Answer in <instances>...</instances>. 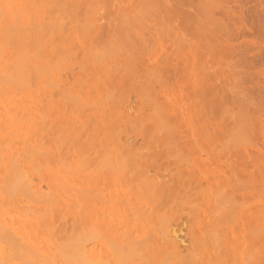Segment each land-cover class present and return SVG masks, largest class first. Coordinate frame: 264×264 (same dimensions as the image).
<instances>
[{"label":"rangeland","instance_id":"374dc122","mask_svg":"<svg viewBox=\"0 0 264 264\" xmlns=\"http://www.w3.org/2000/svg\"><path fill=\"white\" fill-rule=\"evenodd\" d=\"M25 1L26 10L33 14L29 13L28 15L27 13L28 17L25 15L27 18L23 16V21L26 23L28 20V22L27 26H24L26 24L23 21L21 25L24 24L23 28L26 30L29 28L27 30V33L29 31L28 39L26 38L22 42L24 43L23 51L26 50L24 52L31 60L33 68H36L35 73L40 71L41 75L39 78V72L36 73L38 75L36 80L32 78L30 80L33 82L29 81L30 84H27L29 77L25 79L24 76H21L22 78L15 79L10 76L8 78L9 75L0 67L2 77L0 79L3 81L2 83L0 80V87L3 88L2 90L0 88V92L2 91L0 93V115H3L2 117L5 119L4 111L9 112L10 110V113L6 111L10 114L9 117L15 118L16 114L19 116H16L15 122L10 120L11 125L5 119L8 123L6 125L11 127H6L8 130L2 127L5 120L0 116V128H3L0 130V141L3 144L8 143V145L4 144V146H8V149L0 147L3 149H0V154H3L0 158V170H2L0 172V193L2 192L0 203L4 201L3 199L6 201H4L5 207L4 204H0L4 208H0V230H8V233L0 231V238L5 233L8 234L9 239L12 234L13 238L19 235V240L17 236L15 241L13 240L19 245V250L17 251L18 247H15L14 253L10 249L14 247V242L12 241L8 245L12 239H7L6 234V239H0V257L5 260L4 257L10 255L5 264H17L21 261L20 256L23 254L29 257L25 259L31 260V263L42 258L41 261L36 260L35 262L36 264H45L44 258L47 264L51 262L52 264H65L66 262L62 263L63 261L58 257L59 262L58 259L53 262L56 256H61L57 250L61 251L63 245L61 247L60 244L63 242L65 244V240L69 241L71 236V239L77 238L80 232L83 234L85 232L88 235H79V237L83 235L80 240L83 242L81 246L85 247L84 251L87 252L89 247L94 250L98 248L96 249L98 256L93 255L95 258L93 260L98 261L97 264H100L99 261L103 264H126L124 258L129 255L131 256L129 258L132 259L127 258V261H130L127 264H264V0ZM37 1L38 3H36ZM25 4L23 5L24 9ZM33 5L35 8L31 7ZM74 8L76 9L74 10ZM32 9H34L33 12L30 11ZM29 16L31 23H29ZM30 24L33 25L30 26ZM32 35H35L34 38ZM28 40H33V42L30 41V43ZM34 63H37V67ZM38 66L39 69L41 67L42 70L48 72H42ZM31 84L33 87L30 86ZM26 85L27 87H24ZM16 86L17 89H15ZM45 90L48 92L47 95ZM7 91H11L12 95ZM5 92H7L6 95ZM50 92H55V94L52 95L53 93ZM16 93L17 95H15ZM62 100L65 101L62 102ZM29 110L39 114L41 119L47 114L45 119L43 118L44 122ZM50 110L59 111V113L54 112V115ZM27 113H30L28 114L30 117L26 115ZM35 115L40 121H35ZM58 115L60 116L58 117ZM54 116L56 120L59 118L60 121H56ZM34 121L37 124L47 123L45 127L49 123V127L45 128L41 126L42 124L35 126ZM17 124H21L19 128L22 125L24 127L27 125L26 130L22 129L23 126L19 130ZM38 126H41L42 129ZM13 128L18 132L17 137V134L10 135ZM45 129L53 130L45 131ZM23 130L26 133H23ZM82 130H86V132L88 130V132ZM45 132L52 135L50 137L47 134L48 140L43 135ZM38 133L39 138L37 137ZM67 133H70L72 140ZM80 134L84 136L82 137ZM52 137L54 140L57 138L58 140L54 141ZM88 138H90V142L86 141ZM36 139L39 141L38 144ZM52 140L54 146L52 144L53 147H50L48 144ZM65 140L67 141L64 142ZM58 141H61L65 148H62V144ZM41 142L42 144H40ZM71 144L72 149L69 147ZM55 145L58 148L61 147L58 149L59 152ZM60 150L61 154H59ZM23 153H25L24 158ZM29 153L32 154V158ZM53 154L55 155L53 156ZM27 155H30L31 159L29 157L26 159ZM46 155H50L49 158ZM67 155L69 158H66ZM51 157L55 159V162L50 159ZM8 159L11 163H8L10 166L7 165ZM14 162L19 163L14 165ZM12 164L17 165L15 167L17 171H13ZM62 165L64 168H59ZM2 166L6 168L2 169ZM9 167L12 168L14 174ZM45 171L47 172L45 173ZM24 173V178L23 176L19 177ZM74 173L78 175L75 176ZM41 175L44 176V179ZM46 176H49V180ZM66 176L67 178H65ZM87 176H89L88 178L92 177V180L86 181ZM52 177H59L55 179L59 180L56 181L59 182L58 185ZM83 177L86 182H81L80 185L79 181H83ZM71 178H73L72 181ZM60 180L65 182L61 183ZM93 180L94 182H92ZM111 184L112 192H108ZM16 186L21 188L17 189ZM59 186L62 187V191ZM69 189L72 190L71 194ZM58 190L62 193L61 195ZM63 192H69L66 194L68 196ZM17 195L18 197H16ZM70 195L74 199L77 196L80 199H71ZM84 195H88L86 198L89 200L81 199ZM66 197L67 199H65ZM48 199L49 201L52 199L50 201L53 202L52 206H49L51 203ZM69 199L79 200L80 206L78 207L80 209L81 204L84 203L83 200L89 203L90 207L88 204L84 206L91 209V213L87 214L88 216L92 214L90 215L92 222L89 217H86L87 211L83 212L85 209L89 211V208L85 207L81 209L82 211H77L76 205L68 206L71 202ZM57 200H60L58 205ZM96 201L97 204L99 203L98 205H96ZM53 205L58 208L56 209ZM65 205L68 206V209L69 207L75 208V213L78 212L77 217L80 216V212H83L80 219L83 216L84 219L81 222L80 219H75L74 212L69 215L68 213L72 211L71 209L66 210ZM49 207H53L51 213ZM126 207L129 210H126ZM2 209L3 211H1ZM59 209H62L63 212L60 213ZM46 210H49V213ZM53 210L56 213H53ZM112 211L117 213L111 214ZM127 211H129L128 214ZM92 212L96 215L95 220ZM45 213L48 214L47 217ZM109 213L111 219L113 216L116 219L117 216L118 219L122 216V220L115 221L117 223L115 227L121 231V237L111 221L109 222ZM2 214L6 217L5 219ZM101 215L106 216V219ZM17 217L18 219H16ZM85 217L89 218L88 221ZM31 218H36L34 220L36 224L33 220L32 222L35 226H40L39 230L42 229L38 230V239L37 234L35 238L30 235L23 236L24 233L21 229L23 225L28 228L25 222L27 224L30 219L27 224L29 225ZM41 219H45V222ZM16 221L22 226L16 224ZM39 221L43 226H48L45 228V230L48 229L47 231L43 230L45 226L40 225ZM62 223L66 227H62ZM76 223H79L81 227L77 225L73 227ZM94 224L97 227H94ZM111 225L114 227L113 231ZM67 227L68 229L64 230ZM88 227L93 228L88 229ZM73 228L75 231H71ZM52 230L59 237H56ZM60 231L62 234L65 231L68 233L70 231V233L77 232V236H73L72 233L67 238L68 233L57 234ZM100 231H104L108 237L104 236V233H97L98 236L93 238L92 235L91 240L85 238H90L91 233L95 234ZM128 234L129 236H127ZM86 239L87 242L83 241ZM104 239L108 241L110 245L108 247L111 249L107 250V246L105 249L104 245L108 243ZM5 240L10 242L6 241L8 243L4 244ZM16 240L23 246H20ZM115 242H118L117 245ZM122 242L128 247L123 244V248ZM4 245H8L9 248ZM29 245L32 246L29 248ZM54 245L59 246V249ZM68 245L69 248H67ZM71 245L76 246L75 242L67 243V246L66 244V247L64 246L67 249H62L66 258L70 252V257L68 256L70 261L68 260L67 264L70 262L74 264L73 260H77L78 256L75 253H78L76 251L78 247L73 251ZM53 247L56 251L53 250ZM126 247L128 251L125 249ZM120 248L123 251L126 250L124 253L127 256L121 255L123 253ZM31 249L37 253L40 252V254L32 253V255ZM112 249L114 252L111 251ZM116 249L117 252L121 250V254H119L122 257H119L117 252L119 258L115 257L116 254L112 255ZM80 250L82 251V248ZM135 250H137L136 256ZM53 252L57 253L56 256ZM86 252H84V257L87 260L82 258L83 262H86L83 264H92L93 256L88 253L91 254L93 250L87 254ZM144 252L145 254H143ZM71 253L76 255H73L74 259ZM16 255H19L20 259ZM32 256L38 257L36 259L33 257V259ZM49 257L51 260L47 259ZM66 258L61 256L62 260H66ZM3 260H0V264ZM88 260H92V262L87 263ZM20 263L26 264L22 261Z\"/></svg>","mask_w":264,"mask_h":264},{"label":"bare ground","instance_id":"6f19581e","mask_svg":"<svg viewBox=\"0 0 264 264\" xmlns=\"http://www.w3.org/2000/svg\"><path fill=\"white\" fill-rule=\"evenodd\" d=\"M66 1H67V0H66ZM89 1H90V0H89ZM25 2H26L25 0H0V16H1V17H0V67H2V68L4 69V70H3V69L1 68L2 71L6 72V73L9 75L8 78H10V76H11V77L13 76V78L15 77V79H16L17 77L22 78L21 76H24L25 79H26V77H29V78H28L29 80H27V84H28L29 81L32 83L33 80H34L36 77H38V75L36 74V73H38V72H39L38 74H39V78H40V75H41L40 73H41V72H40V71H37V72L35 73L36 68H33V65H32L31 60H30V59L28 58V56L26 55V52H24V51H26V50L23 51V49H24L23 44H24V43H22V42H24L23 40H25V39L28 37L27 34L29 33V31H28V33H27V30H29V28L27 27L28 29L26 30V29L23 28V25H24V24H23V25H21V24H22L23 22L25 23V21H23V16L25 17V15H27V13H28V15H29V13H30V12H28V10H26V4H25ZM51 2H52V1H51ZM51 2H50V3H51ZM96 2H97V1H96ZM36 3H38V1H37ZM87 3H88V2H87ZM91 3H92V2H90V4H91ZM94 3H95V2H94ZM24 4H25V9L23 8V5H24ZM54 4H55V2H54ZM58 4H59V3H58ZM58 4H57V5H58ZM64 4H65V3H64ZM92 4H93V3H92ZM31 5H32V4H31ZM35 5H36V4H35ZM35 5H33V6H31V7H34ZM37 5H38V4H37ZM84 5H85V4H84ZM42 6H43V5H42ZM42 6H41V8H42ZM63 6H64V5H63ZM89 6H91V5H89ZM89 6H88V8H89ZM86 7H87V6H86ZM91 7H92V6H91ZM34 8H35V7H34ZM52 8H53V5H52ZM56 8H57V7H56ZM60 8H61V7H60ZM27 9H28V7H27ZM58 9H59V8H58ZM58 9H57V10H58ZM75 9H76V8H74V10H75ZM33 10H34V9H32V10H30V11L33 12ZM70 10H72V9H70ZM260 10H261V9H260ZM26 11H27V12H26ZM60 11H61V10H60ZM62 11H63V10H62ZM62 11H61V12H62ZM72 11H73V10H72ZM41 12H42V11H41ZM75 12H76V11H75ZM24 13H26V14H24ZM65 13H66V12H65ZM69 13H71V12H69ZM72 13H73V12H72ZM30 14H31V13H30ZM32 14H33V13H32ZM32 14H31V15H32ZM61 14H62V13H61ZM63 14H64V13H63ZM73 14H74V13H73ZM28 15H27V17H28ZM64 15H65V14H64ZM75 15H76V14H75ZM82 15H83V14H82ZM27 17H25V18H27ZM29 17H30V16H29ZM25 18H24V19H25ZM73 18H74V16H73ZM75 18H76V17H75ZM81 18H82V16H81ZM66 20H68V19H66ZM69 20H70V19H69ZM22 21H23V22H22ZM27 22H28V20H26V23H25L26 25H24V26H27ZM65 22H66V21H65ZM71 22H72V21H71ZM29 23H31V17H30V19H29ZM33 24H34V23H33ZM33 24H30V26L33 25ZM52 24H53V23H52ZM54 24H55V23H54ZM64 24H65V23H64ZM44 25H45V24H44ZM66 25H67V24H66ZM66 25H64V26H66ZM69 25H70V23H69ZM76 25H79V24H76ZM73 26H74V25H73ZM59 27H60V26H59ZM70 28H72V27H70ZM34 29H36V28H34ZM34 29H33V31H34ZM42 30H43V29H42ZM59 30H60V29H59ZM63 30H64V29H63ZM36 31H37V30H36ZM56 31H57V30H56ZM56 31H55V32H56ZM42 32H43V31H42ZM35 33L37 34V32H35ZM52 33H53V32H52ZM48 34H49V33H48ZM69 34H70V33H69ZM29 35H30V34H29ZM34 36H35V35H34ZM34 36L32 35L33 38H34ZM36 36H37V35H36ZM43 36H44V35H43ZM32 37H31V38H32ZM37 38H38V37H37ZM27 39H28V38H27ZM29 39H30V37H29ZM53 40H54V38H53ZM28 41H29V40H28ZM28 41H27V42H28ZM30 41L33 42V40H30ZM30 41H29V42H30ZM47 41H48V40H47ZM50 41H51V40H50ZM35 42H36V41H35ZM35 42H34V43H35ZM51 42H52V41H51ZM60 42H61V41H60ZM30 43H31V42H30ZM34 43H33V44H34ZM66 43H67V42H66ZM25 44H26V43H25ZM27 44H28V43H27ZM35 44H36V43H35ZM42 44H43V42H42ZM53 45H54V44H53ZM26 46H27V45H26ZM29 46H30V45H29ZM33 46H34V45H33ZM43 46H44V44H43ZM60 46H62V45H60ZM67 46H68V45H67ZM40 47H41V46H40ZM30 48H31V47H30ZM66 48H68V47H66ZM61 49H62V47H61ZM63 49H64V48H63ZM41 51H42V50H41ZM67 51H68V50H67ZM67 51H66V52H67ZM30 52H31V51H30ZM50 52H51V51H50ZM59 53H60V52H59ZM66 54H67V53H66ZM69 54H70V53H69ZM41 55H42V54H41ZM48 55H49V54H48ZM56 55H57V54H56ZM33 56H34V55H33ZM51 56H52V55H51ZM54 56H55V54H54ZM34 57H35V56H34ZM36 57H37V56H36ZM44 58H45V57H44ZM36 59H38V58H36ZM52 59H53V58H52ZM57 59H58V58H57ZM45 60H46V59H45ZM55 60H56V59H55ZM37 61H39V60H37ZM37 61H36V62H37ZM50 61H51V60H50ZM56 61H58V60H56ZM58 62H60V61H58ZM58 62H56V63H58ZM39 63H40V61H39ZM34 64H35V63H34ZM36 64H37V63H36ZM36 64H35V65H36ZM39 65H41V64H39ZM52 65H53V64H52ZM52 65H51V66H52ZM41 66H42V65H41ZM44 66H45V65H44ZM34 67H35V66H34ZM36 67H37V65H36ZM53 67H54V65H53ZM56 67H57V65H56ZM68 67H69V66H68ZM42 68H43V66H42ZM42 68L40 67V69H39V66H38V69H39V70H42ZM48 68H49V67H48ZM50 68H51V67H50ZM34 69H35V70H34ZM46 69H47V68H46ZM51 69H53V68H51ZM51 69H50V70H51ZM43 71H44V70H42V72H43ZM76 71H77V70H76ZM46 72H48V71H44V73H46ZM70 72H71V69H70ZM6 73H5V74H6ZM0 74H1V71H0ZM7 74H6V76H7ZM33 75H34V77H32ZM42 75H44V74H42ZM6 76L4 75V78H5ZM0 78H2L1 75H0ZM32 78H33V80H30V79H32ZM39 78H38V79H39ZM41 78H42V77H41ZM6 79H7V78H6ZM15 79H14V82H15ZM0 80L2 81V79H0ZM3 80H4V79H3ZM8 80L11 81V79H8ZM35 80H36V79H35ZM41 80H42V79H41ZM5 81H6V80H5ZM20 81L22 82V80H20ZM20 81H17V82L20 83ZM44 81H45V80H44ZM12 82H13V81H12ZM17 82H16V83H17ZM2 83H3V81H2ZM9 83H10V82H9ZM35 83H37V82H35ZM43 83H44V82H43ZM0 84H1V83H0ZM29 84H30V83H29ZM56 84H57V83H56ZM5 85H6V84H5ZM10 85H11V84H10ZM32 85H33V84H31L30 86H32ZM68 85H69V84H68ZM3 86H4V85H3ZM13 86H14V85H13ZM13 86H12V87H13ZM40 86H42V85L40 84ZM19 87H20V86H19ZM22 87H23V86H22ZM24 87H27V85L24 86ZM32 87H33V86H32ZM44 87H45V86H44ZM46 87H47V86H46ZM57 87H58V84H57ZM57 87H56V88H57ZM67 87H68V86H67ZM77 87H78V86H77ZM0 88H1V87H0ZM28 88H29V85H28ZM40 88H41V87H40ZM50 88H51V87H50ZM56 88H55V89H56ZM58 88H59V87H58ZM68 88H69V87H68ZM2 89H3V88H1V90H2ZM5 89H6V87H5ZM13 89H14V88H13ZM15 89H17V86H16ZM19 89H21V88H19ZM44 89H45V88H44ZM46 89H47V88H46ZM53 89H54V88H53ZM59 89H60V88H59ZM7 90H8V89H7ZM47 90H48V89H47ZM67 90H68V89H67ZM12 91H13V90H12ZM45 91H46V90H45ZM52 91H53V90H52ZM54 91H55V90H54ZM61 91H62V90H61ZM65 91H66V90H65ZM68 91H69V90H68ZM72 91H73V88H72ZM72 91H70V92H72ZM1 92H2V91H1ZM1 92H0V93H1ZM3 92H4V91H3ZM7 92H9V91H7ZM7 92H5V95H6ZM46 92H47V91H46ZM9 93H10V95H12V94H11V91H10ZM14 93H15V92H14ZM21 93H23L22 90H21ZM50 93H51V94L53 93L52 95L55 94V92H50ZM59 93H60V92H59ZM31 94H32V93H31ZM42 94H43V93H42ZM47 94H48V92L46 93V95H47ZM70 94H71V93H70ZM15 95H17V93H16ZM20 95H21V94H20ZM32 95H33V94H32ZM36 95H37V94H36ZM63 95H64V94H63ZM75 95H76V94H75ZM55 96H56V95H55ZM55 96H53V97H55ZM59 96H61V95H59ZM11 97H14V96H11ZM15 97H16V96H15ZM15 97H14V98H15ZM25 97H26V96H25ZM42 97H43V95H42ZM62 97H63V96H62ZM0 98H1V97H0ZM4 98H5V97H4ZM14 98H13V99H14ZM21 98H22V97H21ZM58 98H59V97H58ZM58 98H57V99H58ZM32 99H33V98H32ZM18 100H19V99H18ZM21 100H22V99H21ZM27 100H28V99H27ZM27 100H26V102H27ZM10 101H11V100H10ZM10 101H9V104H10ZM13 101H15V100H13ZM19 101H20V100H19ZM24 101H25V99H24ZM29 101H30V100H29ZM29 101H28V102H29ZM34 101H35V100H34ZM37 101H38V100H37ZM37 101H35V102H37ZM47 101H48V100H47ZM64 101H65V100H64ZM64 101L62 100V102H64ZM1 102H2V101H1ZM3 102H4V104H5V101H3ZM15 102H16V101H15ZM17 102H18V101H17ZM42 103H43V101H42ZM55 103H56V102H55ZM66 103H67V101H66ZM6 104H7V102H6ZM13 104H14V103H13ZM33 104H34V103H33ZM38 104H39V103H38ZM43 104H44V103H43ZM56 104H57V103H56ZM64 104H65V103H64ZM30 105H31V104H30ZM62 105H63V104H62ZM8 106H10V105H8ZM20 106H21V105H20ZM32 106H33V105H32ZM35 106H36V105H35ZM52 106H53V105H52ZM54 106H55V105H54ZM1 107H2V106H1ZM3 107H5V106H3ZM6 107H7V106H6ZM10 107L12 108V106H10ZM15 107H16V106H15ZM33 107H34V106H33ZM38 107H39V105H38ZM55 107H56V106H55ZM55 107H54V108H55ZM11 108H8V110L11 109ZM13 108H14V107H13ZM21 108H23V107H21ZM27 108L29 109V107H27ZM27 108H26V109H27ZM34 108H35V107H34ZM56 108L58 109V107H56ZM61 108H63V107H61ZM61 108H60V109H61ZM0 109H1V108H0ZM28 109H27V111H28ZM30 109H32V108H30ZM35 109H36V108H35ZM38 109H39V108H38ZM49 109H51V108H49ZM17 110H18V109H17ZM39 110H41V108H40ZM6 111H7V110L4 111V112L6 113V115H7L8 113H10V110H9V112L7 111L8 113H7ZM11 111H13V109H11ZM32 111H33V110H32ZM32 111L30 112V110H29L30 113H32ZM48 111H49V110H48ZM56 111H57V110H56ZM1 112H2V111H1ZM4 112H3V114H4ZM18 112H19V111H18ZM18 112H17V113H18ZM34 112H36V111H34ZM50 112H53V111L50 110ZM50 112H49V113H50ZM54 112H55V111H54ZM54 112H53V113H54ZM12 113L14 114L15 112H12ZM24 113H25V111H24ZM30 113H27L26 115H28V114H30ZM55 113H59V111H58V112H55ZM55 113H54V115H55ZM73 113H74V112H73ZM32 114H36V113H32ZM45 114H46V113H45ZM6 115H5V117H6L5 119L8 120L9 124L12 123V122H15L16 119H17V118H16L17 114H16V116L14 115L15 118H14L13 116H12V117H9L10 114H8L7 116H6ZM18 115H19V113H18ZM36 115H37V114H36ZM36 115H35V117H34V118H35V121L39 120V119H38V117H39L38 115H39V114L37 115V116H38L37 118H36ZM41 115H42V114H41ZM41 115H40V116H41ZM46 115H47V114H46ZM46 115H44V117H45ZM49 115L51 116L52 114H49ZM65 115H66V114H65ZM0 116H1V115H0ZM2 116H3V115H2ZM2 116H1V117H2ZM28 116H29V115H28ZM28 116H27V117H28ZM56 116H57V115H56ZM59 116H60V115H58V117H59ZM66 116H67V115H66ZM17 117H19V116H17ZM29 117H30V116H29ZM44 117H42V119H43ZM54 117H55V116H54ZM8 118H10V119H8ZM12 118H13V119H12ZM20 118H21V117H20ZM20 118H19V119H20ZM22 118H23V117H22ZM39 118H40V117H39ZM61 118H62V117H61ZM2 119H4V118L2 117ZM5 119H4V120H5ZM14 119H15V121H14ZM27 119H29V118H27ZM42 119L40 118V120H42ZM44 119H45V118H44ZM44 119L42 120L43 122H44ZM6 120H5V124H4L2 127H5V128H6V127H10V126H7L8 123H6V122H7ZM10 120H11L12 122H11ZM40 120H39V121H40ZM55 120H56V117H55ZM57 120H59V118H57ZM57 120H56V121H57ZM24 121H25V120H24ZM24 121H23V122H24ZM35 121H34V123H35ZM59 121H60V120H59ZM59 121H58V123H59ZM68 121H69V120H68ZM68 121H67V122H68ZM2 122H3V121H2ZM19 122H21V121L19 120ZM46 122H47V121H46ZM63 122H64V120H63ZM63 122H62V123H63ZM26 123H27V122H26ZM0 124H1V123H0ZM2 124H3V123H2ZM6 124H7V125H6ZM21 124H22V123H21ZM21 124H19V125H21ZM30 124H31V126H32V123H30ZM39 124H42L41 126L45 127V125H46L47 123H46V124H43L42 122H40V123L37 124V122H36V123H35V126H37V125H39ZM81 124H82V123H81ZM81 124H80V126H81ZM10 125H11V124H10ZM12 125H13V124H12ZM17 125H18V124H17ZM19 125H18V129L20 130V128H22L23 125H22L20 128H19ZM69 125H70V124H69ZM72 125H73V124H72ZM26 126H27V125H26ZM26 126H25V127H26ZM41 126H40V127H41ZM50 126H51V125H50ZM57 126H58V125H57ZM70 126H71V125H70ZM70 126H69V127H70ZM77 126H79V125H77ZM16 127H17V126H16ZM23 127H24V126H23ZM25 127L22 128V129H25ZM38 127H39V126H38ZM38 127H37V128H38ZM40 127H39V128H40ZM47 127H49V123H48V126H47ZM47 127H45V128H47ZM59 127H60V126H59ZM64 127H65V126H64ZM73 127H74V126H73ZM10 128H11V127H10ZM10 128H9V130H10ZM37 128H36V129H37ZM61 128H62V126H61ZM66 128H67V127H66ZM71 128H72V127H71ZM78 128H80V127H78ZM2 129H3V128H2ZM2 129L0 128V130H2ZM6 129H7V128H6ZM18 129H17V130H18ZM27 129H28V128H27ZM36 129H35V130H36ZM41 129H42V127H41ZM64 129H65V128H64ZM81 129H82V128H81ZM7 130H8V129H7ZM13 130L16 132L15 128H13ZM13 130H11L12 133H10V135H12V136L14 135V136H15L18 132L15 133ZM25 130H26V129H25ZM25 130H23V133H26V132H24ZM39 130H40V129H39ZM47 130L49 131V130H53V129H45V131H47ZM56 130H57V129H56ZM60 130H61V129H60ZM88 130H89V129H88ZM88 130H87V132H88ZM27 131H28V130H27ZM43 131H44V129H43ZM65 131H66V130H65ZM65 131H64V132H65ZM69 131H71V129H69ZM72 131H73V130H72ZM82 131H85V132H86V130H82ZM13 132H14L15 134H14ZM21 132H22V131H21ZM21 132H19V133H21ZM37 132H38V131H37ZM64 132H63V134H64ZM76 132H77V131H76ZM85 132H84V134H85ZM87 132H86V133H87ZM90 132H91V131H90ZM8 133H9V132H8ZM32 133H33V132H32ZM60 133H61V132H60ZM65 133H66V132H65ZM70 133H71V132H70ZM70 133H69V134L67 133L69 136H68V135H66V136L70 137ZM82 133H83V132H82ZM21 134H22V133H21ZM35 134H36V133H35ZM35 134H33V135H35ZM47 134L49 135V132H48V133L45 132V133L43 134L44 137L46 136V138H47ZM71 134H72V133H71ZM22 135H23V134H22ZM38 135H39V133L37 134V137L39 138L40 136H38ZM50 135H51V134H50ZM50 135H49V136H50ZM80 135H81V134H80ZM17 136H18V134L16 135V137H17ZM20 136H21V135H20ZM31 136H32V134H31ZM51 136H52V135H51ZM51 136H50V137H51ZM60 136H61V134H60ZM60 136H59V137H60ZM64 136H65V135H64ZM66 136H65V137H66ZM81 136H82V135H81ZM83 136H84V135H83ZM83 136H82V137H83ZM91 136H92V134H91ZM37 137H36V138H37ZM41 137L43 138V136H41ZM57 137H58V136H57ZM86 137H88L87 134H86ZM13 138H14V137H13ZM52 138H53V137H52ZM52 138H51V139H52ZM63 138H64V137H63ZM70 138H71V140L73 139L72 136H71ZM70 138H69V139H70ZM2 139H3V138H2ZM26 139H27V138H26ZM79 139H83V138H79ZM89 139H90V138H88V140H86V141H87V142H88V141L90 142ZM3 140H4V139H3ZM30 140H33V139H30ZM36 140H37V139H36ZM43 140H44V139H43ZM46 140H48V138H47ZM53 140H54V138H53ZM53 140L51 141L52 143L49 142V144H48V145H50V147H53V146H54V144H53ZM55 140H58V138L55 139ZM55 140H54V141H55ZM62 140H64V139H62ZM33 141H34V140H33ZM49 141H50V140H49ZM66 141H67V140H65L64 142H66ZM78 141H79V140H78ZM3 142H4V141H3ZM5 142H6V141H5ZM19 142H20V141H19ZM19 142H17V143H19ZM27 142H28V141H27ZM31 142H32V141H31ZM36 142H37V144L39 143L38 140H37ZM42 142H45V141H42ZM42 142H41L40 144H42ZM58 142L61 143V141H58ZM81 142H83V141H81ZM87 142H86V143H87ZM21 143H22V142H21ZM25 143H26V141H25ZM28 143H29V142H28ZM28 143H27V144H28ZM50 143H51V144H50ZM67 143H68V142H67ZM83 143H84V142H83ZM4 144H5V143H4ZM4 144L2 143V141H0V147H2V148L5 147L4 149H6V148L8 149V146L6 147V146H4ZM12 144H13V142L11 143V145H12ZM19 144H20V143H19ZM27 144H26V145H27ZM46 144H47V143H46ZM52 144H53V146H51ZM61 144H62V143H61ZM74 144H75V142H74V140H73V145H74ZM84 144H85V143H84ZM5 145H8V143H6ZM28 145H29V144H28ZM86 145H88V144H86ZM62 146H63L62 148H65L63 144H62ZM78 146H79V145H78ZM45 147H46V145H45ZM55 147H56V145H55ZM69 147H71V149H72V144H71ZM74 147H75V146H74ZM2 148H0V149H2ZM12 148H13V147H12ZM17 148H18V147H17ZM34 148L36 149V147H34ZM46 148H47V147H46ZM79 148H80V146H79ZM26 149H27V148H26ZM56 149H57V151H58V149H61V147H60V148L56 147ZM71 149H70V150H71ZM2 150H3V149H2ZM24 150H25V148H24ZM81 150H82V146H81ZM20 151H21V150H20ZM29 151H30V150H29ZM5 152H6V151H5ZM8 152H9V154H10V151H8ZM49 152H50V151H49ZM58 152H59V151H58ZM58 152H56V153H58ZM86 152H87V151H86ZM86 152H85V153H86ZM27 153H28V152H27ZM36 153H37V152H36ZM36 153H35V154H36ZM40 153H41V152H40ZM46 153H47V152H46ZM9 154H8V155H9ZM12 154H13V153H12ZM14 154H15V152H14ZM29 154L31 155V158H32V154H31V153H29ZM48 154H49V153H48ZM59 154H61V150H60V153H59ZM0 155H1L0 158H2L3 154H0ZM23 155H25V153H23L22 156H23ZM30 155H29V156L27 155L26 159H27L28 157L30 158ZM33 155H34V154H33ZM40 155H41V154H40ZM54 155H55V154H53V156H54ZM5 156H7V155L5 154ZM44 156H45V155H44ZM46 156H47V155H46ZM48 156H50V155H48ZM48 156H47V157H48ZM62 156H63V155H62ZM67 156H68V155H67ZM67 156H66V158H69V156H68V157H67ZM7 157H8V156H7ZM10 157H12V156H10ZM10 157H9V158H10ZM13 157H14V156H13ZM34 157H35V156H34ZM36 157H37V156H36ZM36 157H35V158H36ZM23 158H24V156H23ZM29 158H28V159H29ZM31 158H30V159H31ZM35 158H34V159H35ZM39 158H41V157L39 156ZM43 158H44V157H43ZM48 158H49V157H48ZM52 158H53V157H51L50 159L53 160V162H55V161H54L55 159H52ZM66 158H65V159H66ZM3 159L5 160L4 157H3ZM17 159H18V158H17ZM17 159H16V160H17ZM60 159H61V158H60ZM81 159H82V158H81ZM11 160H12V159H11ZM13 160H15V159H13ZM41 160H42V159H41ZM46 160H47V159H46ZM84 160H85V159H84ZM0 161H1V159H0ZM18 161H19V160H18ZM30 161H31V160H30ZM30 161H29V162H30ZM48 161H50V160L48 159ZM57 161H58V160H57ZM63 161H64V160H63ZM68 161H69V159H68ZM27 162H28V161H27ZM39 162H40V161H39ZM50 162H51V161H50ZM59 162H60V161H59ZM70 162H71V161H70ZM78 162H79V161H78ZM2 163H3V162H2ZM8 163H9V159H8L7 165L11 164V163H9V164H8ZM15 163L18 165L19 162H14V165H15ZM48 163H49V162H48ZM60 163H61V162H60ZM0 164H1V163H0ZM21 164H22V163H21ZM33 164H34V163H33ZM33 164H32V165H33ZM50 164H51V163H50ZM64 164H65V163H64ZM73 164H74V163H73ZM78 164H79V163H78ZM3 165H4V164H3ZM12 165H13V164H12ZM12 165H11V166H12ZM14 165H13V166H14ZM17 165L13 167V168H14L13 171H15V170L17 169V168L15 169V167H17ZM36 165H37V164H36ZM41 165H43V164H41ZM41 165H40V166H41ZM45 165H46V164H45ZM79 165H80V164H79ZM9 166H10V165H9ZM19 166H20V165H19ZM21 166H22V165H21ZM71 166H72V164H71ZM74 166H75V165H74ZM77 166H78V165H77ZM2 167H3V166H2ZM4 167H5V166H4ZM4 167H3L2 169H5V168H6V167H5V168H4ZM45 167H47V166H45ZM78 167H79V166H78ZM78 167H77V168H78ZM7 168H8V167H7ZM9 168H10V167H9ZM24 168H25V167H24ZM30 168H32V167H30ZM42 168H43V167H42ZM59 168H64V167H63V165H62V167H59ZM59 168H58V169H59ZM72 168H74V167H72ZM18 169H19V168H18ZM20 169H21V167H20ZM48 169H49V168H48ZM48 169H47V171H48ZM75 169H76V168H75ZM82 169H83V168H82ZM10 170L12 171V168H10ZM43 170H44V168H43ZM50 170H51V169H50ZM71 170H72V169H71ZM73 170H74V169H73ZM73 170H72V171H73ZM1 171H2V170H0V172H1ZM7 171H8V170H7ZM13 171H12V172H13ZM16 171H17V170H16ZM23 171H24V170H23ZM33 171H34V170H33ZM40 171H41V170H40ZM47 171H45V173H46ZM78 171H79V170H78ZM4 172H5V171H4ZM38 172H39V171H38ZM50 172H51V171H50ZM55 172H56V170H55ZM59 172H60V171H59ZM61 172H62V171H61ZM65 172H68V171H65ZM21 173H22V172H21ZM52 173H53V172H52ZM56 173H57V172H56ZM83 173H84V172H83ZM4 174H5V173H4ZM13 174H14V172H13ZM18 174H20V173H18ZM32 174H33V173H32ZM38 174H39V173H38ZM40 174H41V173H40ZM60 174H61V173H60ZM69 174H70V173H69ZM74 174H75V173H74ZM105 174H106V173H105ZM54 175H55V174H54ZM56 175H57V174H56ZM65 175H66V174H65ZM76 175H78V174H75V176H76ZM6 176H7V175H6ZM16 176H17V175H16ZM21 176H23V178H24L25 173L22 174V175H19V177H21ZM41 176H42V175H41ZM68 176H69V175H68ZM79 176H81V175H79ZM91 176H92V175H91ZM94 176H95V175H94ZM94 176H93V177H94ZM9 177H10V176H9ZM12 177H13V176H12ZM39 177H40V176H39ZM43 177H44V176H42V178H43ZM46 177H47V176H46ZM48 177H49V176H48ZM48 177H47V178H48ZM61 177H62V176H61ZM63 177H64V176H63ZM70 177H71V176H70ZM72 177H73V176H72ZM81 177H82V176H81ZM84 177H85V176H84ZM84 177H83V181H79V182H80V185H81V182H86V181H88L89 179L92 180V179H91L92 177H91V178H88L89 176H87L88 179H87L86 181H84ZM106 177H107V176H106ZM10 178H11V177H10ZM47 178H46V179H47ZM52 178H53V177H52ZM58 178H59V177H58ZM58 178H53V179H54V182L59 181V180H55V179H58ZM65 178H67V176H66ZM74 178H75V177H74ZM77 178H78V180H79V177H77ZM95 178H96V177H95ZM11 179H12V178H11ZM18 179H19V178H18ZM26 179H27V178H26ZM26 179H25V180H26ZM43 179H44V178H43ZM72 179H73V178H71V181H72ZM93 179H94V178H93ZM100 179H101V178H100ZM109 179H111V178H109ZM13 180H14V179H13ZM48 180H49V178H48ZM63 180H65V179L63 178ZM63 180H62V181H63ZM76 180H77V179H76ZM80 180H81V179H80ZM62 181L60 180L61 183H62ZM99 181H100V180H99ZM19 182H20V181H19ZM49 182H51V181H49ZM49 182H48V183H49ZM54 182H52V183L54 184ZM63 182H65V181H63ZM92 182H94V180H93ZM92 182H90V183H92ZM4 183H5V182H4ZM26 183H27V182H26ZM56 183H57V182H56ZM58 183H59V182H58ZM58 183H57V185H58ZM88 183H89V182H88ZM12 184H13V183H12ZM33 184H34V183H33ZM53 184H52V185H53ZM84 184H85V183H84ZM112 184H113V183H112ZM112 184L110 185V190H111V191L108 189V192H112V188H113ZM23 185H24V184H23ZM29 185H30V184H29ZM50 185H51V183H50ZM55 185H56V184H55ZM63 185H64V184H63ZM67 185H68V184H67ZM67 185H66V188H67V190H68ZM105 185H106V183H105ZM107 185H108V184H107ZM82 186H83V185H82ZM91 186H92V185H91ZM12 187L15 188V186H12ZM16 187H17V186H16ZM36 187H37V186H36ZM36 187H35V188H36ZM52 187H53V186H52ZM59 187L61 188L60 190L62 191V187H61V186H59ZM84 187H85V186H84ZM84 187H83V188H84ZM93 187H94V186H93ZM106 187H107V186H106ZM18 188H21V187H17V189H18ZM53 188H54V187H53ZM53 188H52V189H53ZM55 188H56V186H55ZM73 188H74V187H73ZM12 189H13V188H12ZM17 189H16V191H18ZM50 189H51V188H50ZM52 189H51V190H52ZM57 189H59V188L57 187ZM76 189H77V188H76ZM81 189H82V188H81ZM84 189H86V188H84ZM84 189H83V190H84ZM88 189H89V188H88ZM90 189H91V188H90ZM93 189L95 190V188H93ZM1 190H2V189H1ZM13 190H14V189H13ZM13 190H12V191H13ZM20 190H22V189H20ZM31 190H32V189H31ZM40 190H41V189H40ZM53 190H54V189H53ZM69 190H70L69 192H70V194H71V191H72V190H71V189H69ZM79 190H80V189H79ZM94 190H92V191H94ZM4 191H5V190H4ZM23 191H24V190H23ZM33 191H34V190H33ZM43 191H44V190H43ZM45 191H46V190H45ZM58 191H59V190H58ZM64 191H65V190H64ZM88 191H89V190H88ZM88 191H87V192H88ZM19 192H20V191H19ZM56 192H57V190H56ZM59 192H60V191H59ZM69 192H67V193H69ZM80 192H81V191H80ZM83 192H84V191H83ZM87 192H85V193H87ZM94 192H95V191H94ZM1 193H2V192H1ZM1 193H0V194H1ZM13 193H14V192H13ZM51 193H53V192L51 191ZM67 193H64V192H63V194H65V195H66ZM89 193H90V192H89ZM37 194H38V193H37ZM41 194H42V193H41ZM48 194H49V193H48ZM61 194H62V193L60 192L59 195H61ZM76 194H78V193H76ZM83 194H84V193H83ZM92 194L94 195V193H92ZM92 194H91V195H92ZM14 195H16V194H14ZM51 195H52V194H50V196H51ZM79 195H80V194H79ZM46 196H47V195H46ZM63 196H64V195H63ZM66 196H68V195H66ZM70 196H71V197H70L71 199H74V198L72 197V195H70ZM82 196H83V195H82ZM86 196H88V195H86ZM86 196L84 195L85 198L83 197V198H81V199H87V200H89V198H86ZM96 196L98 197V195H96ZM110 196H111V195H110ZM8 197H9V196H8ZM16 197H18V195H17ZM51 197H52V196H51ZM64 197H65V196H64ZM64 197H63V199H62L63 201H64ZM0 198H1V197H0ZM3 198H5V197H3ZM13 198H14V197H13ZM111 198H112V197H111ZM53 199H55V198H53ZM57 199H58V198H57ZM65 199H67V197H66ZM71 199H69V200H71ZM76 199H80V198L77 196ZM76 199H74V200H76ZM97 199H98V198H97ZM1 200H2V199H1ZM3 200L5 201V199H3ZM16 200H17V199H16ZM51 200H52V199H51ZM51 200H50V201H51ZM74 200H71V202L69 201L70 203L68 202V203H69L68 206H70V204H74V205H72V206H75V205H76L75 208L77 207V211H78V210L82 211L81 209L86 207V206H84V205H87V204H88V206H89V203H87L85 200H83L84 203L81 204L82 207H81V209H80V207H78V206H80V203H78L79 200H77V201H74ZM91 200H92V199H91ZM93 200H94V199H93ZM99 200H100V199H99ZM107 200H108V198H107ZM110 200H111V202H112V199H110ZM4 201H2V203H0V204H2V205L4 204L3 206L5 207V202H6V201H5V202H4ZM7 201H8V200H7ZM11 201H12V199H11ZM48 201H49V199H48ZM50 201H49V202H50ZM57 201H58V200H57ZM59 201H60V200H59ZM59 201L57 202V205H58ZM102 201H103V200H102ZM3 202H4V203H3ZM15 202H16V201H15ZM15 202H14V203H15ZM46 202H47V201H46ZM49 202H48V204L51 203V202H50V203H49ZM54 202H55V201H54ZM75 202H76V203H75ZM98 202H99V201H98ZM100 202H101V200H100ZM52 203H53V202H52ZM52 203H51L49 206H52ZM61 203H63V202H61ZM61 203H60V204H61ZM68 203H67V204H68ZM120 203H121V202H120ZM6 204H7V203H6ZM8 204L10 205L9 201H8ZM8 204H7V205H8ZM39 204H40V203H39ZM45 204H46V203H45ZM55 204H56V202H55ZM98 204H99V203H98ZM98 204H97V201H96V205H98ZM2 205H1V206H2ZM12 205H13V202H12ZM16 205H17V204H16ZM16 205H15V207H16ZM33 205H35V204H33ZM61 205H62V204H61ZM1 206H0V208H3V206H2V207H1ZM40 206H41V204H40ZM53 206H54V205H53ZM62 206H63V205H62ZM68 206L66 207V205H65V208H67L66 210H70V209L72 208V207H69V209H68ZM83 206H84V207H83ZM88 206H87L86 208H89V207H90V206H89V207H88ZM99 206H100V205H99ZM116 206H117V205H116ZM15 207H14V208H15ZM30 207H31V206H30ZM46 207H47V205H46ZM54 207H55L56 209L58 208V207H56V206H54ZM60 207H61V206H60ZM95 207H96V206H95ZM123 207H124V206H123ZM9 208H10V207H9ZM38 208H39V207H38ZM49 208H50V207H49ZM51 208H53V207H51ZM51 208H50V211L48 210L50 213L52 212V211H51ZM75 208L71 209V211H72L71 213L68 211V212H69L68 214L70 215V214H72V213L74 212V214L76 215V216H75V219L78 218L77 220L80 219V216L82 215L83 212H86V211H87V212H86V214H87L88 212L91 211L90 208H89V211H88L87 209L83 210V212H80V211H79V212H80V216L77 217L78 212L75 213V211H76ZM78 208H79V209H78ZM91 208H92V207H91ZM97 208H98V207H97ZM126 208H127V207H126ZM3 209H4V208H3ZM3 209H2L1 211H3ZM7 209H8V208H7ZM11 209H12V208H11ZM28 209H29V208H28ZM56 209H55V210H56ZM63 209H64V207H63ZM8 210H9V209H8ZM59 210H60V213H61L62 209H59ZM98 210H99V209H98ZM120 210H121V209H120ZM126 210H129V209L127 208ZM46 211H47V210H46ZM48 211H47V212H48ZM56 211H57V213L59 214L58 210H56ZM56 211L53 210V213H54V212L56 213ZM8 212H9V211H8ZM32 212H33V211H32ZM41 212H42V211H41ZM49 212H48V213H49ZM62 212H63V211H62ZM128 212H129V211H127V214H128ZM3 213H4V212H3ZM90 213H91V212H90ZM92 213H93V212H92ZM114 213H117V212H114ZM114 213H113V211L111 212V214H114ZM5 214H6V212H5ZM30 214H31V213H30ZM36 214H37V213H36ZM58 214H55V215L58 216ZM64 214H65V212H64ZM86 214H85V215H86ZM95 214H96V213H95ZM101 214H102V213H101ZM22 215H23V214H22ZM22 215H21V216H22ZM32 215H33V214H32ZM42 215H43V214H42ZM42 215H40V216H42ZM45 215H46V217H47L48 214L45 213ZM90 215H92V214H89V216H88V214H87L86 217H89V218L91 219L90 221L92 222V218H91ZM93 215H94V213H93ZM114 215H115V214H114ZM116 215H118V214H116ZM121 215H122V214H121ZM6 216H7V215H6ZM16 216H17V215H16ZM18 216H19V212H18ZM23 216H24V215H23ZM23 216H22V219H23ZM25 216H26V215H25ZM38 216H39V215H38ZM40 216H39V217H40ZM51 216H52V214H51ZM53 216H54V215H53ZM59 216H60V215H59ZM65 216H66V215H65ZM67 216H68V215H67ZM67 216H66V217H67ZM94 216H95V217H94ZM94 216H92V217H94V220H95V219H96V215H94ZM101 216H103V215H101ZM119 216H120V215H119ZM2 217H3L4 219L6 218V217H4L3 214H2ZM39 217H38V218H39ZM43 217H44V216H43ZM43 217H42V218H43ZM61 217H62V214H61L60 218H61ZM68 217H69V216H68ZM70 217H71V216H70ZM81 217H82V216H81ZM86 217H85V218H86ZM97 217H98V216H97ZM103 217H104V216H103ZM105 217H106V216H105ZM105 217H104V218H105ZM109 217H111L110 213H109L108 218H109ZM121 217H122V216H121ZM121 217H120L119 219H121ZM9 218H10V217H9ZM19 218H21V217H19ZM55 218H58V217H55ZM89 218H86L87 221H88ZM108 218H107V219H108ZM114 218H115L114 216H113L112 219L109 218V222L111 221V223H112V224L114 225V227H115V226L117 225L116 222H118L119 219H118V216H117V219L115 218V220H114ZM127 218H129L128 215H127ZM0 219H1V218H0ZM16 219H18V217H17ZM26 219H27V217H26ZM49 219H50V218H49ZM66 219H67V218H66ZM68 219H69V218H68ZM68 219H67V220H68ZM70 219H72V217H71ZM82 219H84V216H83V218H81L79 221L81 222ZM105 219H106V218H105ZM24 220H25V219H24ZM32 220L34 221V220H36V218H34V219L31 218V223H30L29 225H27V224L29 223V221H30V219H29V220L27 221V224H26V222H25V225L28 226V228H26V227L23 225V227H22V229H21V230L23 231L22 233H24V235L22 234L24 237H26L25 235H27V236L30 235V236H32V238H33V236H34V238H35L36 234L38 235V230H39L40 226H39V227L35 226V225H34V222H35V221L32 222ZM41 220H43V219H41ZM44 220H45V219H44ZM44 220H43V222H45ZM54 220L57 221V219H54ZM60 220H61V219H60ZM60 220H59V222H61L63 219H62L61 221H60ZM77 220H75V222H77ZM102 220H103V219H102ZM121 220H122V219H121ZM0 221H1V220H0ZM6 221H7V220H6ZM10 221H11V220H10ZM13 221H14V219H13ZM46 221H47V219H46ZM63 221H65V220H63ZM79 221H78V222H79ZM103 221H104V220H103ZM115 221H116V222H115ZM119 221H120V220H119ZM126 221H127V220H126ZM14 222H15V221H14ZM14 222H13V223H14ZM20 222L22 223V221H20ZM39 222H40V225H42L41 221H39ZM39 222H38V223H39ZM53 222H54V221H53ZM84 222H85V221H84ZM84 222H83V223H84ZM91 222H88V223L90 224ZM124 222H125V221H124ZM124 222H123V223H124ZM9 223H10V222H9ZM17 223L19 224L18 221H16V224H17ZM50 223H51V221H50ZM50 223H49V224H50ZM64 223H66V222H64ZM123 223H122V224H123ZM7 224H8V223H7ZM11 224H12V221H11ZM23 224H24V223H23ZM35 224H36V222H35ZM43 224H44V223H43ZM47 224H48V222H47ZM47 224H46V225H47ZM58 224H59V223H58ZM81 224H82V223H81ZM97 224H98V223H97ZM2 225H3V224H2ZM8 225L10 226V224H8ZM13 225H14V224H13ZM19 225H20V224H19ZM19 225H18V227H19ZM53 225H54V224H53ZM74 225H75V226H74ZM74 225H73V227H76V225H77V226H80L79 223H78V224L76 223V224H74ZM87 225H88V224H87ZM94 225H95V224H94ZM127 225H128V224H127ZM11 226H12V225H11ZM20 226H22V225H20ZM42 226H43V225H42ZM44 226H45V225H44ZM44 226H43V227H44ZM49 226H50V225H49ZM63 226H65V225L62 223V227H63ZM71 226H72V225H71ZM111 226H112V225H111ZM3 227H4V225H3ZM36 227H37V229H36ZM46 227H48V226H45V227L43 228L44 231H47V230H48V229L45 230ZM62 227H61V228H62ZM65 227H66V226H65ZM80 227H81V226H80ZM90 227H91V225H90ZM90 227H88V229H89ZM94 227H97V226L95 225ZM99 227L101 228V226H99ZM112 227H113V226H112ZM114 227L112 228V231L114 230ZM4 228L6 229V227H4ZM12 228H14V227L12 226ZM55 228H56V227H55ZM61 228H57V229L59 230V229H61ZM78 228H79V227H78ZM82 228H83V227H82ZM92 228H93V227H92ZM92 228H90V229H92ZM100 228H99V229H100ZM103 228H104V227H103ZM115 228H116V227H115ZM1 229H3V228L1 227ZM51 229H52V227H51ZM67 229H68V227H67V228H64V230H67ZM70 229H71V228H70ZM74 229H75V228H73L71 231H75ZM76 229H77V228H76ZM79 229H80V228H79ZM79 229H78V230H79ZM96 229H97V228H95V230H96ZM116 229H117V228H116ZM116 229H115V231H116ZM119 229H120V228H119ZM125 229H126V228H125ZM127 229H128V227H127ZM41 230H42V229H41ZM41 230H39V231H41ZM61 230H63V229H61ZM64 230H63V231H64ZM84 230H85V228H84ZM93 230H94V229H93ZM117 230H118V229H117ZM120 230H121V229H120ZM0 231H2V232L4 231V232H7V233H8V230H7V229H6V230L3 229V230H0ZM52 231H53V230H52ZM55 231H57V230L55 229ZM71 231H70V232H71ZM79 231H80V230H79ZM81 231H82V230H81ZM88 231H89V230H88ZM96 231H97V230H96ZM123 231H124V230H123ZM127 231H128V230H127ZM2 232H1V234H2ZM4 232H3V233H4ZM50 232H51V231H50ZM50 232H49V233H50ZM53 232H54V231H53ZM65 232L68 233L67 231H65ZM65 232H63V234H64ZM70 232L68 233V236L65 235V236H67V238H69V235L73 233V232H72V233H70ZM83 232H84V231H83ZM90 232H92V231L90 230ZM94 232H95V231H94ZM120 232H121V231L118 230L117 233H118V235L121 237L122 234H121ZM13 233H14V232H13ZM39 233H40V232H39ZM42 233H43V231H42ZM42 233H41V234H42ZM45 233H46V232H45ZM45 233H44V234H45ZM58 233H61V231H60V232H57V234H58ZM74 233H75V232H74ZM74 233L72 234L73 236L76 235L77 232H76L75 234H74ZM97 233H98V234H99V233H100V234H101V233L103 234L104 231H102V232H101V231H100V232H96L95 234L91 233V237H90V238H89V237H85V238L91 240L93 236H94L93 238H95V236H98ZM119 233H120L121 235H120ZM125 233H127V232H125ZM5 234H6V233H5ZM5 234H4V235H1V238H0L1 240H2V238H5V237H6ZM10 234H11V233H10ZM10 234H9V235H10ZM61 234H62V233H61ZM63 234H62V235H63ZM78 234L80 235V234H83V233L80 232V233H78ZM84 234H85V232H84ZM84 234H83V235H84ZM115 234H116V232H115ZM6 235H7L6 238L9 239L8 234H6ZM46 235H47V234H46ZM52 235H53V233H52ZM54 235H56L55 232H54ZM62 235H61V236H62ZM79 235H78V236L76 235L77 238L74 237L75 239H74V238L71 239L72 236L70 235V236H71V237L69 238L70 240L68 241V239H66V240H65V244H66V246H67V243L72 244L73 242H75V245H76V246H75V247H74L73 245H71V246H73V251L77 249L76 251H78V253H77V252H75V253H76L79 257H78V256L76 257V259H77L78 261H77V260H73V259H74V258H73V255H74L75 253H71V254H72L71 256H72V258H73V259H71V260H73V261H75V262L77 261L76 263H78V264H80V263L83 264V263H86V262H83V260H82V258H83V259L85 258V257H84V252H86V251H84L85 247H82V246H81V245H83V244H82L83 242H82V240H80V237L83 236V235H81L80 237H79ZM92 235H93V236H92ZM105 235H106V234L104 233V236H105ZM107 235H108V234H107ZM107 235H106V237H108ZM11 236H12V237H11ZM11 236H10V239H12V240L9 239L11 242H10L9 240H5V241H3L4 244H7L8 242H10V243H8V245H10V244L12 243L13 240L15 241L17 235H16L14 238H13V234H12ZM18 236H19V235H18ZM18 236H17V239L19 240V237H18ZM65 236H63V237H65ZM84 236H88L87 233H86ZM115 236H116V235H115ZM119 236H118V237H119ZM127 236H129V234H128ZM21 237H22V236H21ZM36 237H37V239H38L39 235L36 236ZM46 237H47V236H46ZM52 237H53V236H52ZM56 237H59V236L56 235ZM100 237H102V236L100 235ZM106 237H105V239H106ZM116 237H117V236H116ZM123 237H124V235H123ZM125 237H126V236H125ZM130 237H131V236H130ZM6 238H5V239H6ZM50 238H51V237H50ZM82 238H83V237H82ZM98 238H99V237H98ZM102 238H104V237H102ZM113 238H114V237H113ZM22 239H23V238H22ZM41 239H42V238H41ZM48 239H49V238H48ZM87 239H86V240H83V241H86V242H87ZM105 239H104V240H105ZM119 239H120V238H119ZM123 239H124V238H123ZM18 240H16V241L18 242ZM49 240H50V239H49ZM78 240H79V241H78ZM104 240H103V241H104ZM115 240H116V238H115ZM124 240H126V239H124ZM124 240H123V241H124ZM6 241H8V242H6ZM14 241H13V242H14ZM22 241H23V240H22ZM25 241H26V240H24V242H25ZM44 241H45V240H44ZM67 241H68V242H67ZM70 241H73V242L71 243ZM105 241L108 243L107 240H105ZM105 241H104V243H106ZM109 241H110V240H109ZM121 241H122V240H121ZM128 241H129V240H128ZM5 242H6V243H5ZM26 242H27V241H26ZM47 242H48V241H47ZM54 242H55V241H54ZM58 242H59V241H58ZM58 242H56V243H58ZM78 242H80V243H78ZM86 242H85V243H86ZM18 243H19V242H18ZM60 243H61V241H60ZM111 243H112V242H111ZM115 243H116V245H117L118 242H115ZM125 243H126V241H125ZM125 243L122 242V244H121L122 247L124 246L123 244H125ZM13 244H14V245H13L14 247H13V248H10V249H12V251H13V253H14V251H15V247L17 248L19 245L16 244L15 242H14ZM15 244H16V245H15ZM19 244H20V246H23L21 243H19ZM24 244H27V245H28L29 243H24ZM43 244H44V243H43ZM65 244H64V242L60 244V246L63 245V247L61 246L62 248L60 247V248H61V251H62V254H61V251H60V250H57V252H58V254H60L61 256H64V257L66 258V254L64 253L65 255H63V250L69 248V245L67 246V248H64ZM78 244H79L80 246H79ZM132 244H133V243H132ZM8 245H4V246L7 247ZM27 245H26V246H27ZM77 245H78V246H77ZM90 245H91V244H90ZM90 245H89V246H90ZM116 245H115V246H116ZM2 246H3V244H2ZM30 246H32V245H29V248H30ZM51 246H52V245H51ZM54 246H57V245H54ZM66 246H65V247H66ZM84 246H85V245H84ZM106 246H107V250H108V249H111V248H109V247H110L109 243L106 244V245H104L105 249H106ZM108 246H109V247H108ZM119 246H120V245H119ZM125 246H127V245L125 244ZM130 246H131V245H130ZM10 247H11V246H10ZM24 247H25V246H24ZM34 247H35V246H34ZM57 247H58V249H59V246H57ZM76 247H78V248H76ZM80 247L82 248V251L80 250V249H81ZM127 247H128V246H127ZM127 247H126L125 249H127ZM4 248H5V247H4ZM8 248H9V246H8ZM27 248H28V247H27ZM53 248H54V247H53ZM63 248H64V249H63ZM75 248H76V249H75ZM86 248H87V247H86ZM89 248L91 249L92 247H89ZM89 248H87V250H88L87 252H89V251H91V250H93V252H92L91 254L88 253V255H91V256H93V255L98 256V254H96V253L98 252V251H96V249H98V248H96L95 250H94L93 248L90 250ZM94 248H95V247H94ZM114 248H115V247H114ZM116 248L119 249V247H116ZM123 248H124V247H123ZM132 248H134V246H132ZM41 249H42V247H41ZM46 249H47V247H46ZM46 249L44 248V250L46 251V253H48ZM62 249H63V250H62ZM117 249H116L115 253H112L113 256H114L115 254H116L115 257H117V258L122 257V256H123V257L127 256V255L124 253V251H126V250L123 251V250L120 248V249L122 250L121 253H123V254H121V253H120L121 250H119V251L117 252ZM130 249H131V248H129V250H130ZM18 250H19V247L17 248V251H18ZM27 250H28V249H27ZM27 250H26V251H27ZM36 250H37V248H36ZM51 250H52V248H51ZM53 250L56 251L55 248H54ZM133 250H134V249H133ZM2 251H3V249H2ZM4 251H6V250H4ZM12 251H11V252H12ZM28 251H29V250H28ZM28 251H27V252H28ZM32 251H33V252H32ZM39 251H40V249H39ZM65 251H67V250H65ZM65 251H64V252H65ZM70 251H72L71 248H70ZM79 251H81V252H79ZM95 251H96V252H95ZM109 251H110V250H109ZM111 251H113V249H112ZM127 251H128V249H127ZM130 251H131V250H130ZM136 251H137V250L134 251V252H135V253H134L135 256H136ZM6 252H7V251H6ZM6 252H5V253H6ZM20 252H21V251H20ZM30 252H31V254H32V253H33V254H34V253H37V251L35 252L33 249H31ZM30 252H28V253L30 254ZM43 252H44V251H43ZM59 252H60V253H59ZM82 252H83V253H82ZM87 252H86V254H87ZM113 252H114V251H113ZM116 252H117L118 254L120 253L122 256H120V254H119V257H118V255H117ZM0 253H1V252H0ZM18 253H19V252H18ZM23 253H24V252H23ZM46 253H45V254H46ZM50 253H51V252H50ZM53 253H54V252H53ZM67 253H68V252H67ZM99 253H100V252H99ZM101 253H102V252H101ZM103 253H104V252H103ZM106 253H107V252H106ZM137 253H140V252H137ZM21 254H22V253H21ZM33 254H32V255H33ZM38 254H40V252H38L37 255H38ZM54 254H55L54 256H56L57 253L55 252ZM80 254H81V255H80ZM131 254H132V253H131ZM134 254H133V256H134ZM140 254H141V253H140ZM143 254H145V252H144ZM5 255H7V253H6ZM24 255H25V254L22 255L23 258H22V256H20V257H21V261H22V262H26V264H27V261H28L30 264H32V263H33V264H36V262H35L36 260H37V261H41V260H42V258H41L40 260H39V259H36L38 256H36V258H35V256H32V258L34 257L36 260L32 261V263H31V260L29 261L28 259H27V260L25 259V258H27L28 256H27V255L24 256ZM35 255H36V254H35ZM46 255H48V254H46ZM50 255H51V254H50ZM69 255H70V252H69ZM69 255H68V256H69ZM82 255H83V256H82ZM110 255H111V253H110ZM128 255H129V252H128ZM2 256H3V255H2ZM8 256H10V255H8ZM8 256H7V257H8ZM42 256H43V255H42ZM54 256H53V254H52V258H53ZM61 256H60V257H59V255L56 256V258L53 259V262H54V260L60 258V260L63 261L62 263H65V262H66L65 264H67V261L69 260L68 256H67L66 260H62V259H61ZM74 256H76V255H74ZM100 256H101V255H99V258H101ZM129 256H130V255H129ZM129 256H127V258H128L129 260H131L132 258L130 259ZM137 256H138V254H137ZM3 257H4V256H3ZM5 257H6V256H5ZM5 257H4L5 260H3V259L0 257V258H1L0 260H3L1 264H5V263H7V257H6V258H5ZM16 257L18 258L19 255H18V256L16 255ZM16 257H15V258H16ZM20 257H19L18 259H20ZM40 257H41V256H40ZM57 257H58V258H57ZM69 257H70V256H69ZM130 257H131V256H130ZM138 257H139V256H138ZM144 257H145V256H144ZM13 258H14V257H13ZM17 258H16V259H17ZM28 258H29V257H28ZM30 258H31V257H30ZM34 258H33V259H34ZM78 258H79V259H78ZM80 258H81V260H80ZM87 258H89V257H87ZM91 258H92V257H91ZM127 258H124V259H126V262L128 263V262H130V261H127V260H128ZM141 258H142V256H141ZM8 259H10V258H8ZM22 259H23L24 261H23ZM47 259H50V257L47 258ZM85 259H86V258H85ZM93 259H95L94 256H93L92 260H93ZM144 259H145V258H144ZM144 259H142V260H144ZM148 259H149V256H148ZM210 259H211V258H210ZM213 259H214V258H213ZM50 260H51V259H50ZM79 260H80V261H79ZM86 260H87V259H86ZM86 260H84V261H86ZM92 260H88L87 263H90V261L92 262ZM149 260H150V259H149ZM5 261H6V262H5ZM8 261H9V260H8ZM21 261H20V262H21ZM43 261L45 262V264H47V262L45 261L44 258H43ZM56 261H57V260H56ZM64 261H65V262H64ZM69 261H70V260H69ZM69 261H68V262H69ZM93 261H94V262H93L92 264H97V263H98V261L95 262L96 260H93ZM121 261H123L122 258H121ZM137 261H138V260H137ZM139 261H140V260H139ZM145 261H146V260H145ZM0 262H1V261H0ZM20 262H18V263L21 264ZM58 262H59V259H58ZM75 262H74V264H76ZM126 262H125V263H126ZM141 262H142V261H141ZM143 262H144V261H143ZM18 263H17V264H18ZM29 263H28V264H29ZM41 263H42V262H41ZM99 263H100V264H103V263H101L100 261H99ZM127 263H126V264H127ZM164 263H165V262H164ZM11 264H12V263H11ZM23 264H24V263H23ZM37 264H39V263H37ZM43 264H44V263H43ZM48 264H49V263H48ZM50 264H52V262H51ZM53 264H56V263H53ZM58 264H59V263H58ZM70 264H72V263L70 262ZM90 264H91V263H90ZM160 264H161V263H160Z\"/></svg>","mask_w":264,"mask_h":264}]
</instances>
